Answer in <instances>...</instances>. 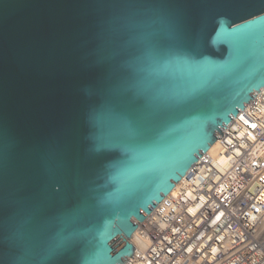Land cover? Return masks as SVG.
Returning a JSON list of instances; mask_svg holds the SVG:
<instances>
[{"label":"water","instance_id":"95a60500","mask_svg":"<svg viewBox=\"0 0 264 264\" xmlns=\"http://www.w3.org/2000/svg\"><path fill=\"white\" fill-rule=\"evenodd\" d=\"M263 86L264 0H0V264H124Z\"/></svg>","mask_w":264,"mask_h":264},{"label":"built area","instance_id":"2783aa9c","mask_svg":"<svg viewBox=\"0 0 264 264\" xmlns=\"http://www.w3.org/2000/svg\"><path fill=\"white\" fill-rule=\"evenodd\" d=\"M223 135L139 224L124 264H264V86Z\"/></svg>","mask_w":264,"mask_h":264},{"label":"bare ground","instance_id":"6f19581e","mask_svg":"<svg viewBox=\"0 0 264 264\" xmlns=\"http://www.w3.org/2000/svg\"><path fill=\"white\" fill-rule=\"evenodd\" d=\"M217 148H218V142H217L215 145H213V147L211 148L210 151H211V152H216V151H217ZM138 235H139V233L136 232V233L134 234L133 238L131 239V242L134 243V244H138V245H140V244H139V237H138Z\"/></svg>","mask_w":264,"mask_h":264},{"label":"snow or ice","instance_id":"6c2138e0","mask_svg":"<svg viewBox=\"0 0 264 264\" xmlns=\"http://www.w3.org/2000/svg\"><path fill=\"white\" fill-rule=\"evenodd\" d=\"M253 127H255V125H253Z\"/></svg>","mask_w":264,"mask_h":264}]
</instances>
